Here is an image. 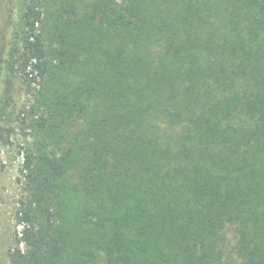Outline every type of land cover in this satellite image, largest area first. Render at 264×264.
<instances>
[{"label":"trees","instance_id":"obj_1","mask_svg":"<svg viewBox=\"0 0 264 264\" xmlns=\"http://www.w3.org/2000/svg\"><path fill=\"white\" fill-rule=\"evenodd\" d=\"M21 1L9 264H264V0Z\"/></svg>","mask_w":264,"mask_h":264},{"label":"rangeland","instance_id":"obj_2","mask_svg":"<svg viewBox=\"0 0 264 264\" xmlns=\"http://www.w3.org/2000/svg\"><path fill=\"white\" fill-rule=\"evenodd\" d=\"M23 4L17 0L12 18V26L5 33L0 24V62L7 61L6 54L14 50L21 36V12ZM9 45V46H8ZM19 47V46H18ZM0 74V134L7 145L0 146V264H9L7 251L15 246V237L19 232L15 214L21 194L18 182L22 164V154L29 142L28 130L21 124L24 112L31 105V92L35 85L30 78L17 67L11 69L3 64ZM27 70L26 72H28ZM27 124V121H26ZM98 264H103V256L98 255Z\"/></svg>","mask_w":264,"mask_h":264}]
</instances>
